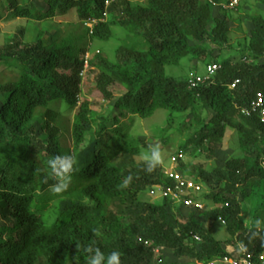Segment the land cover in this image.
Instances as JSON below:
<instances>
[{"label":"trees","instance_id":"1","mask_svg":"<svg viewBox=\"0 0 264 264\" xmlns=\"http://www.w3.org/2000/svg\"><path fill=\"white\" fill-rule=\"evenodd\" d=\"M229 1L120 0L103 17L104 0H0V20L6 14L37 27L33 41L21 32L0 46V264H86L89 247L106 257L119 251L120 264H157L158 258L207 264L247 255L259 264L264 227L254 225L264 219V123L242 111L257 94L264 104V0L224 8ZM72 10L74 25L54 23ZM234 14L244 35L236 47L228 23ZM89 19L91 29L83 25ZM112 40L118 44L110 57L96 49ZM223 50L231 54L223 57ZM183 59L220 69L189 89L187 77L164 73ZM87 75L91 81L83 80ZM92 100L107 110L113 102L112 110L102 114ZM63 107L74 111L66 134L58 128ZM157 111L167 113L158 132L165 144L167 131L184 136L164 160L175 157L179 175L201 185L194 199L205 201V211L141 199L151 187L173 188L174 181L163 176L162 164L145 171L137 158L147 147L120 117L145 120ZM228 134L236 147L220 161L215 152ZM188 150L194 160L183 162ZM63 154L74 157L72 178L54 194L46 161ZM130 175L128 186L119 187ZM217 228L225 239L215 238Z\"/></svg>","mask_w":264,"mask_h":264},{"label":"rangeland","instance_id":"2","mask_svg":"<svg viewBox=\"0 0 264 264\" xmlns=\"http://www.w3.org/2000/svg\"><path fill=\"white\" fill-rule=\"evenodd\" d=\"M246 1L251 2L253 0H246ZM255 2H257V1H254V3ZM249 4H250V6L253 5V3H249ZM214 11L215 12H213V13L215 16L220 15V12H218L216 9ZM237 15L238 14H234L232 16V20H229V22H228L229 23V33H230L231 44L235 47H236L237 43L242 42V40H243L242 37H244V35L239 30V24L236 20L238 17ZM239 15H240V19H242L244 17L243 14H239ZM76 21H77V16L74 14V11H71L64 18H56L54 23L62 24V25L69 23L71 25H74L76 23ZM32 25H34V24H29V22L24 21V20H6V14H3L2 19L0 20V46H2L7 40H9L14 35L20 36L21 32H22V34L25 35L24 40L26 42L33 41L35 39V36H36V28L37 27L32 30ZM116 32H119V30H116ZM117 44H118L117 41L112 40L108 43L96 45V49L99 50L100 52H102L107 57H110V55L113 52L114 47ZM228 51L223 50L220 53L223 55V57H226V55L229 56L231 54V53L228 54ZM216 54L217 53H214V56ZM217 55H219V54H217ZM164 73L167 76H172V77H176V78H186L188 76V74H197L199 76H204L205 75V65L201 61L190 62L189 59H183L178 66H166L164 68ZM82 78H83V76H82ZM91 79H92V76L87 75L84 77L83 80L84 81H86V80L91 81ZM82 100H83V98L79 99L80 102ZM91 102L95 103V104H101V108H99L98 111L102 114L105 111L108 112V111L112 110L113 102L111 104H109L110 106H109L108 110H107V107H105L107 104H104L100 100L99 101L92 100ZM61 110L63 111V113L61 114L62 118L59 120L60 122L58 124V126H59L58 128L63 127L61 131H62V133L66 134L67 133L66 130H68V128L70 127L69 120L71 119L72 114H74V111H67L66 108H64V109L61 108ZM199 112L201 114L210 113L205 109H201V111H199ZM113 115L118 117L117 113H114ZM166 119H167V113L166 112L157 111V112H155V114L152 117H150L149 119H145V120H140L138 118L123 119L120 117V123L122 125L123 124L130 125L131 133L136 135L137 137H139V139L145 143L147 148L150 145H159V147L161 149L168 147L167 149H165L163 151L165 153V157L168 158V157H170V156H166L168 153L169 154H175L177 152V149H178L180 143L183 142V140H184V136H180L178 134H173L175 130H171V132L167 131V134L170 135L169 136L170 140H169L168 145L165 144L164 141L161 139V136L158 137V132H160V130L164 126ZM112 122H113L112 118H110V120L108 122V126L112 127V125H111ZM38 128H37L36 135L38 137H40L41 140H44L45 136L41 134V131ZM230 135L231 134L226 135V137L222 141L221 148L217 149V151L215 152V154H216L215 158L219 159L220 161L225 160L230 155V153L232 152L230 149H234L236 147V145L234 144L235 142L232 141V137ZM86 139H87V137H86ZM67 141H68V143H70V140L68 137L66 138V142ZM67 145H69V144H67ZM146 149L141 148L140 150H141V152H143ZM166 159L163 160L162 165H164V168L170 169L171 164ZM181 159L183 162H191L194 160V159H191L190 150L186 151V153H184L182 155ZM198 159H201V158H198ZM214 159H211L209 161L207 168L214 165V162H215ZM137 161H143L141 159L140 155L137 158ZM141 199L144 201H153L154 200V199L149 198L146 193L141 195ZM244 206L247 207L248 205L244 204ZM262 207L264 208V202L263 201H262ZM246 210H247V208H246ZM248 213H249V215H251L253 213V211L251 209H248ZM213 234H214L215 238L219 239V240H223L227 237V234L223 228L215 229ZM165 260H166V258H165ZM174 261L175 260L172 258L170 263L172 264Z\"/></svg>","mask_w":264,"mask_h":264},{"label":"clouds","instance_id":"3","mask_svg":"<svg viewBox=\"0 0 264 264\" xmlns=\"http://www.w3.org/2000/svg\"><path fill=\"white\" fill-rule=\"evenodd\" d=\"M120 0H104V13H103V17L106 16V9L115 2H118ZM142 0H140L141 2ZM234 0H230L228 2V4L226 6H223L226 9H233L234 7H236L238 5V3L241 0H238L236 5H232L231 3ZM74 11V10H72ZM71 12V11H70ZM75 14V12H74ZM76 15V14H75ZM93 23H95V20L93 19H89L86 22L83 23L84 27L91 29ZM90 33V32H89ZM89 57V53L85 52L84 55V68L87 67L86 61ZM213 65V64H212ZM218 65V64H216ZM210 66V65H209ZM208 67V66H207ZM205 68V75H206V69ZM217 72V71H216ZM215 72V73H216ZM214 73V74H215ZM190 75H196L199 76L197 74H188L187 76V86H188V79L190 77ZM204 75V76H205ZM203 77V76H202ZM238 83V81H234V83H232L230 85V89H234L235 85ZM232 85H234L232 87ZM258 103V104H257ZM79 105V103H78ZM249 110H243L242 113L243 114H250V113H255L256 115H258V118L260 120V122L264 123V104H263V99L262 96L260 94L256 95V100L252 101L248 107ZM262 152L264 153V142L262 144ZM140 157L141 159L144 161L145 163V171L146 172H152L154 169H156L158 166H160L165 158V153L162 152L161 148L159 147V145H150L146 150H144L143 152L140 153ZM170 164H171V159H170ZM176 163V162H175ZM174 164H171L170 169H172V171L177 172V168ZM73 164H74V157L70 154H63V155H57L54 157H50L47 161H46V171L49 175V177L54 181L53 184L50 185V191L54 194H59L63 191H65L70 182H71V178H72V172H73ZM261 166H264V162H261ZM170 169H166L164 168V172H163V176L166 177L165 172L169 171ZM179 174V173H178ZM182 177V175H180ZM183 179V177H182ZM132 180V176H128L127 179L124 181V183L122 185H119V187L124 188L127 187L128 184L131 182ZM172 180V179H171ZM185 182H191L193 185L198 186L199 190L196 191L194 189H188L184 191V195L181 196V199L179 201H175L171 198V196H167V197H163L161 196L158 192H156V194H150L151 191L155 190V187H163V188H167L164 187L163 185H156L151 187L150 189H148L147 191V195L149 198L154 199L153 201H147L150 203H160L161 200H169L172 205L179 207L180 209L183 210V212L185 211H194L195 213H199L202 211L207 210L209 207H207L206 203H204L205 201L202 199H198L195 200L194 199V195L195 194H199L202 190H201V185L199 183H197L196 181L193 180H187L186 178L183 179ZM174 181V180H173ZM176 182L174 181V186H175ZM173 186V187H174ZM184 200H190L192 202L191 205L189 206H185L184 205ZM195 204L200 205V208H197L195 206ZM220 222H222V224H224L223 221H221L220 217L218 219ZM255 228L257 230H260L262 227H264V219H257L255 221ZM258 235V232L254 231L252 232V236L255 237ZM193 238L198 241V238L194 235ZM139 241L143 242V240L139 239ZM240 247L243 249L244 245L241 244ZM86 253L88 254L87 260H86V264H120V257H121V253L119 251H112L107 257L105 256V254L103 252L100 251L99 248H92L89 247L86 250ZM160 250L156 249L155 250V254H160ZM250 257L247 255L245 256L243 259L240 260H236L233 258H229V257H223L220 258L219 260H216L214 262H209L207 264H252L250 261ZM162 259L158 258L156 260L157 264H162ZM186 263H190L188 260H185ZM258 262L259 264H264V254H261L258 257Z\"/></svg>","mask_w":264,"mask_h":264},{"label":"built area","instance_id":"4","mask_svg":"<svg viewBox=\"0 0 264 264\" xmlns=\"http://www.w3.org/2000/svg\"><path fill=\"white\" fill-rule=\"evenodd\" d=\"M238 0H234L231 3L232 5H236ZM220 69L219 65L213 64L207 67L206 69V75L205 76H196V75H190L189 79H188V88L189 89H195L197 86H199L200 84L205 83L210 76H212L216 71H218ZM234 85H232L233 87ZM258 104V103H257ZM264 116V113H263ZM176 162V158L172 157L171 158V164H174ZM165 175L168 179H172L176 182L175 186L173 188H163V187H155L154 191H151L150 194H156V192H158L161 196L163 197H167V196H171V198L175 201H179L181 199V196L184 195V191L188 190V189H194L196 191L199 190L198 186L193 185L191 182H185L182 177L177 173L172 171V169H170L169 171L165 172ZM184 205L185 206H189L192 204V202L190 200H184ZM195 206L197 208H200V205L195 204Z\"/></svg>","mask_w":264,"mask_h":264}]
</instances>
